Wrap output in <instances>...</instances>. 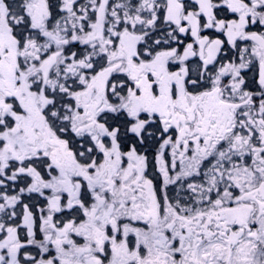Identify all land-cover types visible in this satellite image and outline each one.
I'll use <instances>...</instances> for the list:
<instances>
[{
  "label": "snow or ice",
  "instance_id": "obj_1",
  "mask_svg": "<svg viewBox=\"0 0 264 264\" xmlns=\"http://www.w3.org/2000/svg\"><path fill=\"white\" fill-rule=\"evenodd\" d=\"M0 264H264V0H0Z\"/></svg>",
  "mask_w": 264,
  "mask_h": 264
}]
</instances>
